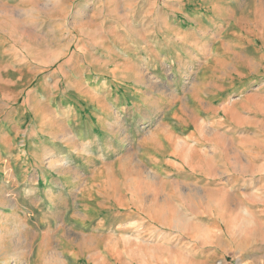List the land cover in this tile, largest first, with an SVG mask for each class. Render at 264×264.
<instances>
[{"label": "rangeland", "instance_id": "obj_1", "mask_svg": "<svg viewBox=\"0 0 264 264\" xmlns=\"http://www.w3.org/2000/svg\"><path fill=\"white\" fill-rule=\"evenodd\" d=\"M0 121V264H264V0H0Z\"/></svg>", "mask_w": 264, "mask_h": 264}, {"label": "crops", "instance_id": "obj_2", "mask_svg": "<svg viewBox=\"0 0 264 264\" xmlns=\"http://www.w3.org/2000/svg\"><path fill=\"white\" fill-rule=\"evenodd\" d=\"M164 20H166V18L165 17H159V21L162 23V25H164ZM209 21V20H208ZM169 22V19H168V21H167V23ZM170 24H172L173 25V23L171 22ZM153 25H155V26H157L158 24L157 23H154ZM154 30V29H153ZM166 30L167 31H171V30H173V31H175V29L174 28H172V27H166ZM153 32V31H152ZM154 39H155V37H154ZM154 39H152L153 41H154ZM204 54V53H203ZM212 57L213 58H210V60H208L207 61V63L204 65V70H207V71H205L204 73H202L201 74V77L203 78H210V79H212V77H213V79H214V77L216 78L217 76H220V75H223V76H227L226 74H224L221 70H219V68H218V65H219V56H217L216 55V52L215 51H212ZM104 64V63H103ZM106 65V64H105ZM209 67L211 68V69H209ZM202 72H203V69H202ZM8 100H10V98H7ZM225 111H227V113H228V110H225ZM223 114H224V116H226L227 114H226V112H223ZM226 114V115H225ZM67 125L66 126H64V129L63 130H70V133L69 134H62V135H60L61 137H60V139L61 140H64L63 142H64V144H59V147H62V146H64L67 150H71L70 149V147L68 148V146L69 145H76V146H79V143L81 144V142H84V141H86V144H85V146L86 147H88V146H90L91 145V143H89L90 141H87V140H89V138L90 137H92V134H93V136L95 135L94 134V128L93 129H91L90 128V130H89V128L87 127V125L86 126H74V125H72V122L70 121V120H67ZM38 124H41V122H37V125ZM105 122H104V119L103 118H100V119H98L97 120V123H96V127H97V130L99 131V133L100 134H98L97 136H95V138L97 139V138H99V140L98 141H100V136H101V134H103L104 136H102L103 138H105L106 140H105V143H109V144H117V146H119V142L117 143L116 142V140L119 138L118 137V132H115L114 130H113V128H111V129H109V128H107V127H105ZM0 126H1V128H2V132L4 131V132H6L7 133V125H6V121H0ZM51 127V132H56V131H58V129L57 128H54L53 126H50ZM78 127H82V129H83V131H81L80 133H81V135H79L80 133H78ZM91 132H92V134H91ZM32 138V140L33 141H35L36 139H41L40 137H38V138H36V139H34L35 137H31ZM58 137H53V138H49L50 139V141H48L50 144H52L53 145V147L55 146V144H56V142L57 141H55L54 140V142H52L51 141V139H57ZM47 138H45V140H46ZM47 141V140H46ZM89 143V144H88ZM88 144V145H87ZM104 141H103V146H102V156H104ZM70 153V152H69ZM79 157H81L80 155H78V158ZM79 169L78 170H80V171H85L86 170V168L84 169V168H82V167H78ZM195 173V172H194ZM60 174V173H59ZM63 174V173H62ZM100 174V173H99ZM101 174H103L104 176H103V179H102V182H103V185H108V184H111V182H115L116 180L117 181H119L120 179H118V177H115V175H114V178H109V173H107V171H102L101 172ZM48 175L49 176H51V175H54V174H51L50 172H48ZM59 176V175H58ZM60 179V178H59ZM63 180L62 179H60V182H62ZM121 181V180H120ZM124 180H122L121 181V185H123L124 186ZM125 187V186H124ZM34 189H37V188H34ZM62 190V189H61ZM63 190H67V195L68 196H70V192H69V190L65 187V188H63ZM112 192H115L116 190H114V189H112L111 190ZM125 192H126V189H125ZM121 193H124V191H123V189H121L120 188V190H117L116 192H115V194H118L119 196H121ZM126 194V193H125ZM107 199H109V200H111L112 199V195L111 194H109V196L107 197ZM75 200H76V198H75ZM58 200H55V201H53V202H57ZM66 201H68V200H66ZM69 202V201H68ZM53 206V205H52ZM52 206H51V208H52ZM54 207V206H53ZM68 208V207H67ZM66 208V209H67ZM66 209L63 211V214H62V219H64V215H65V212H66ZM61 219V220H62Z\"/></svg>", "mask_w": 264, "mask_h": 264}, {"label": "bare ground", "instance_id": "obj_3", "mask_svg": "<svg viewBox=\"0 0 264 264\" xmlns=\"http://www.w3.org/2000/svg\"><path fill=\"white\" fill-rule=\"evenodd\" d=\"M126 70V69H125ZM120 76V75H119ZM80 133V132H79ZM79 135H81V133L79 134ZM91 143V142H90ZM89 144V143H88ZM87 144V145H88ZM184 162H185V160H184ZM67 219H69V220H74L75 222H76V224H79V223H81V224H83V223H88V219H87V216H80V215H78V214H68V216H67ZM115 244V243H114ZM117 252H118V247L117 246H111V248H109V253L110 254H112V255H115V254H117ZM80 256H78V258H79ZM14 258V257H13ZM3 264H10L9 263V261L8 262H4Z\"/></svg>", "mask_w": 264, "mask_h": 264}]
</instances>
